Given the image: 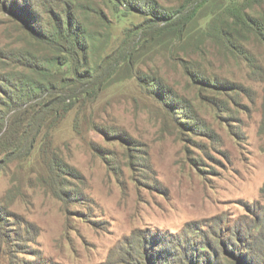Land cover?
<instances>
[{"label":"rangeland","instance_id":"374dc122","mask_svg":"<svg viewBox=\"0 0 264 264\" xmlns=\"http://www.w3.org/2000/svg\"><path fill=\"white\" fill-rule=\"evenodd\" d=\"M129 3L0 0V264H264V38L249 20L264 2L203 0L184 41L125 59L147 18ZM68 9L86 27L80 71L116 70L36 122V86L76 83L67 53L33 37Z\"/></svg>","mask_w":264,"mask_h":264},{"label":"trees","instance_id":"16d2710c","mask_svg":"<svg viewBox=\"0 0 264 264\" xmlns=\"http://www.w3.org/2000/svg\"><path fill=\"white\" fill-rule=\"evenodd\" d=\"M261 1L264 2V0ZM129 2V9L143 12L146 14L147 18L135 28L137 31L133 35V40H135V35L142 36L141 33H143L140 42L132 44V47L119 50L125 59H132V54L135 50H137L138 46L144 47L147 44L154 43V41H157L158 44L166 43L168 39L169 41H184L187 34L190 32V26L196 21L195 19L197 18V14L203 4V0H182L179 8L167 10L156 0H141L138 1V5H135L134 0H129ZM240 19L243 20V17L240 16ZM249 20H253L256 25V27L253 28L254 32L264 38V23L261 22L259 18L251 16H249ZM53 21L56 22V24L52 26V29L50 28L49 31L45 33H36L33 37L40 42H44L57 50L59 49L64 53H67V57L65 56L62 61L63 64L69 68L68 70L70 72V76L67 80H70L71 82L76 80L75 82L78 83V85L76 83H71L72 87L69 91H67L69 93L67 96L59 94L53 86L46 87L45 85H40V88L39 86H36L38 95H36L34 99L38 98V102L34 106L36 107V113L33 115L36 117V122L45 120L46 116L49 114H54V112H56V106L59 103L63 102L67 105L65 111H67L68 108H71V105H74L75 101L72 102V104H67L66 100L68 98L70 99V96L72 100H77L86 96H96L100 91V85L107 77L114 74L117 66L116 64L109 63L111 65L108 64L109 66L104 69V73H101L96 78H94V75L89 73L86 68L83 72H81L80 66L84 65L85 59V56L82 57L81 53L87 47L85 39L87 38V36L85 37V25L78 22V18L71 12L70 9H68V14L57 15ZM59 40L62 42H59ZM29 68H36L35 70L39 71V73H45V71H47V67H45V65L35 64L29 66ZM195 75L197 76L198 74ZM138 78L140 81L143 80V77L141 76ZM5 80L6 79L4 77L0 78V83L2 84ZM97 81H99V84ZM22 87L23 88L16 87L15 90H18L21 97L26 98V101L28 102V100L35 95H30L31 91H34V89H26L25 86ZM0 91L4 94L10 93L6 87H3V84L0 85ZM48 91L49 93L46 94ZM56 92L57 94H55ZM71 92L72 94H70ZM14 102V100H8L6 103L2 104L4 106H11ZM21 107L22 105L17 106L18 111L16 115L18 116L23 111ZM37 117H39V119H37ZM204 247L205 246L203 245L202 248Z\"/></svg>","mask_w":264,"mask_h":264}]
</instances>
